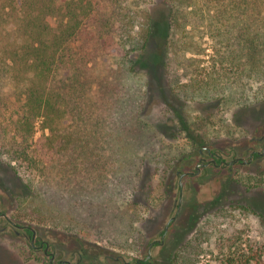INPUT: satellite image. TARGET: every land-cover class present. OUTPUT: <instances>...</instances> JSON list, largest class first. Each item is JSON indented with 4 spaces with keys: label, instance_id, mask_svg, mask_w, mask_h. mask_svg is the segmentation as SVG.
Segmentation results:
<instances>
[{
    "label": "trees",
    "instance_id": "trees-1",
    "mask_svg": "<svg viewBox=\"0 0 264 264\" xmlns=\"http://www.w3.org/2000/svg\"><path fill=\"white\" fill-rule=\"evenodd\" d=\"M182 1L190 7L183 25L227 35L234 58L264 59V0ZM136 19L120 0H0V78L12 83L15 95L10 101L0 88V154L8 156V166L10 160L34 163L40 176L24 181L19 207L37 222L88 230L113 244L122 238L126 209L148 205L146 157L162 154L141 120L144 94L137 99L122 84L138 63L148 73L152 68L135 52L147 47L153 19L145 21L141 43ZM165 22L167 31V16ZM101 61L105 66L94 75ZM216 212L227 223L213 225L218 250L230 251L242 233L228 230L230 213ZM257 216L264 226V213ZM181 248L174 259L188 264L204 251L198 240Z\"/></svg>",
    "mask_w": 264,
    "mask_h": 264
},
{
    "label": "rangeland",
    "instance_id": "rangeland-1",
    "mask_svg": "<svg viewBox=\"0 0 264 264\" xmlns=\"http://www.w3.org/2000/svg\"><path fill=\"white\" fill-rule=\"evenodd\" d=\"M120 3L137 12L135 29L140 33V43L145 21L153 19L147 47L135 52L138 57H148L151 70L148 73L140 62L134 73L122 78L126 89L138 93L137 99L141 92L144 94L141 120L147 124L148 133L154 132L155 145L162 153L161 157H146L145 169L150 173L148 205L136 203L126 209L120 221L122 238L118 244L88 230L72 232L37 222L21 211L17 197L26 192L24 181L40 180L37 166L28 160H10L8 166V156L0 154V211L15 223L36 229L56 255L70 259L75 253L72 264H76L79 252L82 264H134L147 255L148 242L159 240L167 220L175 215L164 243L150 249L151 264H188L175 260L174 254L182 256L181 246L197 240L204 251L193 264H264V226L257 216L264 213V160H255L248 166L236 165L232 175L227 168L219 173L210 165L205 174L202 170L199 175L185 176L178 211L175 174L177 170L194 171L193 166L188 168L186 164L191 158L198 159L197 150L202 146L222 151L226 161L233 151L243 157L250 138L260 134L254 133L255 128L264 122V70L259 69L264 59L255 63L246 56L234 58L230 51L236 48L227 35L201 25H183L190 7L182 0ZM165 16L169 21L167 31ZM7 29L11 40L15 33ZM104 66V61L98 63L94 75ZM1 87L12 101V83L0 78ZM96 89L93 82L91 92ZM10 107L1 108L5 117ZM174 108L180 109L181 114L174 115ZM260 145L255 143L257 148ZM219 209L232 215L228 230L242 233L241 244L230 251L218 250V233L213 225L217 221L227 224L215 216ZM47 260L42 250H32L23 236H15L11 227L0 231V264H48Z\"/></svg>",
    "mask_w": 264,
    "mask_h": 264
},
{
    "label": "flooded vegetation",
    "instance_id": "flooded-vegetation-1",
    "mask_svg": "<svg viewBox=\"0 0 264 264\" xmlns=\"http://www.w3.org/2000/svg\"><path fill=\"white\" fill-rule=\"evenodd\" d=\"M254 133H260V134L259 136L253 135L250 138L251 144L243 152L242 154L243 157L237 155L236 151H233L231 158L226 161L225 159H223L224 153L222 151L221 152L210 151L208 147L202 146L197 150L198 155H199L198 159L195 160L191 158L186 164V167L188 168H191V166H193L194 171L177 170L175 172L176 176L178 177V182H177L178 195H177V201H176V204L178 205L177 211H178L179 205L182 200V193H183V180L182 179L185 176L199 175L202 170H203V174H205L207 172L206 170L207 166H210V165L211 167L216 168L219 173L224 168H227L228 174L232 175L234 171V166L236 165L248 166L255 160H264V122L260 123L255 128ZM255 143H260L261 144L260 147L257 148V146H255ZM240 157L244 158L246 162L243 163L240 159L234 160ZM0 225H1L0 231H4L6 228L11 227L13 229L15 236H18V237L23 236L27 240V243L32 250L34 251L42 250L43 255L46 256L48 259L47 260L48 264H72L71 259L74 257L75 253H72L70 259L62 258V254L56 255V253L53 250L49 249L50 248L49 242L44 240L39 235L36 229H34L33 227L29 225L15 223L10 218L8 219L5 213L1 211H0ZM162 234H163V231L160 235L159 240H153V241L148 242V250L151 249V247H153L155 244L164 243L165 235L164 237H162ZM149 243H152V245L149 246ZM77 255L78 256L75 260L76 264H82L81 263L82 252H79ZM127 264H130V263H127ZM134 264H151V255L149 257L145 256L142 259L135 260Z\"/></svg>",
    "mask_w": 264,
    "mask_h": 264
},
{
    "label": "water",
    "instance_id": "water-1",
    "mask_svg": "<svg viewBox=\"0 0 264 264\" xmlns=\"http://www.w3.org/2000/svg\"><path fill=\"white\" fill-rule=\"evenodd\" d=\"M238 159H240L243 163L246 162V160H245L244 158H241V157H240V158H236V159H234V160H238ZM174 218H175V216H172V217H170V218L167 220V222H166V224H165V226H164V229H163L162 237H164V235L166 234V232H167V230H168V226H169L170 222H171L172 220H174ZM151 245H152V243H149V246H151ZM146 256H147V257L150 256V249L148 250Z\"/></svg>",
    "mask_w": 264,
    "mask_h": 264
}]
</instances>
